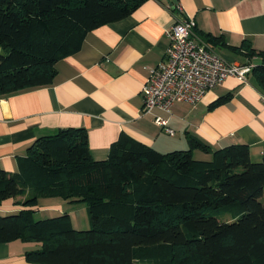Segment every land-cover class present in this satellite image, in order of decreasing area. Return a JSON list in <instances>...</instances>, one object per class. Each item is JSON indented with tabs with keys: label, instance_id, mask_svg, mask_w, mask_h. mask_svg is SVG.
I'll use <instances>...</instances> for the list:
<instances>
[{
	"label": "trees",
	"instance_id": "1",
	"mask_svg": "<svg viewBox=\"0 0 264 264\" xmlns=\"http://www.w3.org/2000/svg\"><path fill=\"white\" fill-rule=\"evenodd\" d=\"M144 1L0 0V96L52 84L57 63L89 31ZM201 36L260 55L251 72L264 92V50ZM188 142L161 152L121 133L107 158L95 159L84 127L38 137L17 171L0 164V202L25 197L20 211L0 213V242H36L26 257L45 264H264V152L254 160L247 143ZM197 149L209 157L196 159ZM52 197L86 203L91 228L76 229L68 211L37 218L40 199Z\"/></svg>",
	"mask_w": 264,
	"mask_h": 264
},
{
	"label": "crops",
	"instance_id": "2",
	"mask_svg": "<svg viewBox=\"0 0 264 264\" xmlns=\"http://www.w3.org/2000/svg\"><path fill=\"white\" fill-rule=\"evenodd\" d=\"M178 2L185 16L196 20L200 36L223 35L228 44L250 41L256 50H264V0ZM167 3L145 0L124 19L89 31L80 49L57 63L52 84L0 96V164L5 170L17 171L19 159L38 137L68 127L87 129L95 159L107 158L121 133L161 152L189 147L190 135L214 149L247 143L252 158L262 159L264 92L252 72L248 82L227 78L196 104L179 101L170 112L159 108L143 112V87L150 74L145 66L155 67L163 60L169 46L166 30L175 22ZM209 44L230 62L253 66L261 62L258 54L247 57L223 45ZM225 95H229L225 103L211 107ZM156 116L168 119L174 135L155 122ZM200 153L209 157L199 149L194 151ZM24 198L1 201L0 213L20 211ZM37 245L19 238L0 242V264H45L26 257Z\"/></svg>",
	"mask_w": 264,
	"mask_h": 264
},
{
	"label": "built area",
	"instance_id": "3",
	"mask_svg": "<svg viewBox=\"0 0 264 264\" xmlns=\"http://www.w3.org/2000/svg\"><path fill=\"white\" fill-rule=\"evenodd\" d=\"M175 22L166 30L169 46L143 87V112L155 108L170 112L176 102L196 104L229 77L248 82L253 65L228 61L197 32V22L185 16L180 2L167 3ZM155 122L174 135L168 119L156 116Z\"/></svg>",
	"mask_w": 264,
	"mask_h": 264
},
{
	"label": "rangeland",
	"instance_id": "4",
	"mask_svg": "<svg viewBox=\"0 0 264 264\" xmlns=\"http://www.w3.org/2000/svg\"><path fill=\"white\" fill-rule=\"evenodd\" d=\"M188 149L187 148H179L176 150H185ZM196 159H201L204 157V155L202 153L197 154L194 156ZM62 204V205H61ZM55 205V206H50L49 208H42L40 211H38L36 213V217L37 218H45V217H50V216H56L59 215L65 211H69L70 214H72V221H73V225L76 229H89L91 228V220L87 211V206L86 203L84 202H76V203H71L68 200H65L63 198L60 197H52V198H42L40 200V205ZM60 205L61 207H63V209L61 210V208H59ZM51 212H49V210H51Z\"/></svg>",
	"mask_w": 264,
	"mask_h": 264
},
{
	"label": "water",
	"instance_id": "5",
	"mask_svg": "<svg viewBox=\"0 0 264 264\" xmlns=\"http://www.w3.org/2000/svg\"><path fill=\"white\" fill-rule=\"evenodd\" d=\"M179 0H167V2L169 3V4H171V3H176V2H178Z\"/></svg>",
	"mask_w": 264,
	"mask_h": 264
}]
</instances>
